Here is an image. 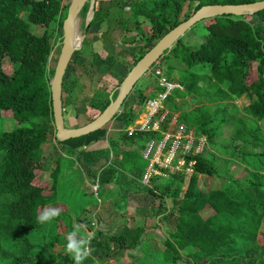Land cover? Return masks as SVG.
Here are the masks:
<instances>
[{
    "label": "trees",
    "instance_id": "obj_1",
    "mask_svg": "<svg viewBox=\"0 0 264 264\" xmlns=\"http://www.w3.org/2000/svg\"><path fill=\"white\" fill-rule=\"evenodd\" d=\"M254 1L96 0L95 14L87 33L96 23H108L105 34L121 30L125 39L133 28L136 36L131 41L140 38L139 43L130 45L134 50L139 47L133 66L165 33L189 17L188 14L181 17L187 2L189 6L196 3L195 12L205 4ZM68 6L66 0H0V120L10 117L18 124L12 129H0V264L73 262L67 252H59L57 256L53 246L72 228L62 232L55 225L46 228L47 222L41 224L36 220L45 208L60 209L54 200L61 166L56 159L50 173L52 181L44 179L49 164L44 156L46 149L53 147L58 152L59 146H67L85 165L98 164L100 167L91 171V175L100 184H110L116 178L117 168L111 165L109 158L111 149H87L106 136V126L63 142L56 138L50 86L55 67H49L48 60L56 43L62 39ZM126 7H129V15ZM88 9L89 2L81 15L85 17ZM113 10L119 12L117 19L110 18ZM249 17L258 19L259 23H252ZM143 23L149 24L148 32ZM198 24L207 30L204 42L194 47L185 43L182 36L164 52L159 64L153 65L167 63L165 72L171 79L178 65L182 66L178 68V81L184 88L176 89L166 100L169 114L160 129L138 130L131 135L126 131L139 117L140 108L147 99L162 90L156 80L146 88H134L139 109L135 108L134 101H129L130 93L122 111L114 116L113 120L122 122L125 128L123 140L146 143L163 138L167 131L176 133L184 124L187 131L194 130L196 138L204 136L208 143L214 144L223 123L229 122L227 103L243 96L249 98L243 107L245 112L259 120L264 117V9L254 15L223 14L207 18L191 29ZM32 25L44 31L37 34ZM85 44H89L86 38L80 52L86 50ZM91 56L90 67L97 70L102 67L111 70L118 61L114 54L104 56L93 50ZM77 60L78 57L71 59V70L63 78L64 115L65 107L74 101L75 92L84 87L80 77L93 78L89 65L77 64ZM111 92L101 86L84 97L87 106L83 115L89 122L110 103ZM116 95L117 90L113 96ZM203 101L206 103L194 106V102L202 104ZM186 106L190 109H185ZM175 113H178L177 121L171 125ZM257 130L239 121L233 138L240 139L244 148L245 143H254L247 134L253 135ZM184 158L185 166L180 170L161 167L165 176L154 175L150 183L144 184L145 194L152 197V201L148 203L147 212L139 209L141 218L135 225L104 231L85 222L92 231L88 245L90 256L109 260L128 253L133 259L141 256L131 251L141 249L144 254L138 259L141 264H264V183L256 175L257 179L250 186L233 180L234 188L204 189L200 175H220L216 164L202 152H192ZM193 160L195 164L188 172ZM160 178L165 182L159 183ZM167 198L172 201L170 209L162 203ZM157 200H160L158 205L155 204ZM206 209L211 210L208 216L204 215ZM147 217H158L165 226V236L157 248L145 244L149 229L145 223ZM46 229L51 235L48 244L41 239L38 243V233Z\"/></svg>",
    "mask_w": 264,
    "mask_h": 264
},
{
    "label": "rangeland",
    "instance_id": "obj_2",
    "mask_svg": "<svg viewBox=\"0 0 264 264\" xmlns=\"http://www.w3.org/2000/svg\"><path fill=\"white\" fill-rule=\"evenodd\" d=\"M70 1L71 0H66V3L69 4ZM195 4L196 3H192V6H189L187 2L184 5L181 17L183 18L184 14H188L189 16L193 14V7ZM125 11L126 14L129 15V7H126ZM118 17L119 12L114 13L113 10L110 18L117 19ZM248 19L252 23H259L258 19H251L250 17ZM84 20L85 17L81 15L79 18L81 34L84 33ZM130 25L132 26L133 24ZM107 28L108 23H96L92 25L86 35V39L89 40L88 46H86V44L84 46L86 50L84 52H80L81 50L77 51L72 58V60H74L78 57L77 64L89 65L90 74L93 75V78H89L87 75H82L80 77V82L83 83L84 87L78 88L74 95V101L65 107V122L68 127H79L89 122L83 115L87 106L84 97L91 95L101 86H106L110 91L117 90L121 81L131 69L134 59L138 56L139 47L137 50H134L130 46L140 41L139 37L137 38L138 41H131L134 39V36H136L133 28L128 31L125 39L122 38L124 33L121 30H115L110 35H108L109 33L105 34ZM143 28L146 32L150 30L148 23H143ZM32 29L37 34H41L44 31L43 28L34 25H32ZM206 34L207 30L204 29V26L198 24L194 29H191L184 35L183 40L189 45L198 47L199 44L206 40ZM60 50L61 43L56 47L55 54L50 63L51 67L56 66ZM91 50L104 56L108 53L114 54L118 61L111 70H108L106 67H102L100 70L92 68L90 67L92 61ZM159 62L160 60L157 64H159ZM165 64L161 63L159 67L163 70L164 75L168 77L165 72ZM178 68L182 69V66L178 65L177 69L173 72L172 76L175 80H178L180 75V69ZM69 70H71V67H68L67 72ZM151 74L153 73L150 70L137 82L135 87L146 88L151 81L158 80L155 74ZM201 84H204V81H202ZM156 95L157 92L155 93V96ZM64 96H66V93ZM137 100L138 95L134 93L133 89L129 101H134L133 104L135 108L139 109ZM248 102L249 98L246 96L228 102L226 105V118L229 122L223 123L221 133L214 138V144L207 142L202 149L199 148L200 152L209 157L213 163L216 164L220 173V175L217 174L215 176L200 175V184L204 189H214L217 187L234 188L235 183L232 182L233 180H236L238 184L250 186V183L257 179L256 175L260 178L261 182L264 183V117L260 120L252 116L250 117L243 108ZM205 103L206 101H203L202 104L194 102V106H201ZM164 104L165 110H168L166 103ZM209 106L212 105L209 104ZM185 109H190V107L186 106ZM147 114L148 109L144 104L140 108L139 117L135 121H142L146 118ZM177 115L178 113H175L173 116L171 125L175 124ZM239 121L245 122L247 125H252L253 128H258L253 135L251 133L247 134V138L250 139V141H254V143H245L244 148L242 147L243 142L240 139L233 138L234 129ZM16 126H18V124L13 118L9 117L0 120V129H12ZM241 126L243 127V125ZM106 127L108 128V132L106 136L101 139L103 141L99 144L106 148H98L111 149L109 156L110 163L117 168L115 178L117 181L114 183L100 184L91 175V171L96 170L100 166L98 164L94 166L85 165L79 160V155L67 146H59L57 149L58 152L54 151L53 147L46 149L44 152V156L49 160L48 169L44 173V179L49 182L52 181L50 173L55 166L56 159L59 160L61 166L58 192L54 200L56 207H60L59 219L54 218L47 222L44 227L49 228L55 225L61 228L62 232H67L66 230L68 228H72L71 231L65 233L63 237L57 240L58 242L53 245L57 256H59V252H66V237L74 230L75 225L80 226L78 236L85 238L92 234V231H90L91 229L87 227L85 222L93 223L96 229L100 228L104 231H109V229L113 231L115 229L118 231L121 230L123 226L128 224L135 225L138 219L140 220L141 216L134 211L136 209L135 206L138 205L141 209H145L147 208V204L152 201V197H148L145 195V192H143L146 189V185H144L142 181V176L149 165V160L145 158L143 154L146 144L144 145L141 141L137 140H128L131 144L128 145L129 148L125 146L122 138L125 128H123L122 122L112 120ZM186 134L187 138H192L194 136V130ZM87 149L94 148L87 147ZM158 181L159 183L165 182L163 178H160ZM97 184L100 189L95 191L94 186ZM262 189L264 190V185ZM159 203L160 200L155 201L156 205ZM162 203L168 209L172 207V201L169 198L164 199ZM210 213L211 210L206 209L204 215L208 216ZM145 223L149 228L147 231L148 234L145 236L146 239H144L145 242H147L145 244L152 248H157V245H159V242L162 243L161 241H163V237L165 236L164 223L158 217L146 218ZM50 236L48 229L42 230L38 233L37 242L39 243V239H41L43 243L48 244ZM51 247L52 245L50 243L48 248L50 249ZM131 253L138 254L142 258L144 257L140 249L131 251ZM141 257L139 258L141 259ZM139 258L134 256L132 259L128 253H124L121 257L109 260L105 257L89 256L82 264H141L138 261ZM69 264H74V261Z\"/></svg>",
    "mask_w": 264,
    "mask_h": 264
},
{
    "label": "water",
    "instance_id": "obj_3",
    "mask_svg": "<svg viewBox=\"0 0 264 264\" xmlns=\"http://www.w3.org/2000/svg\"><path fill=\"white\" fill-rule=\"evenodd\" d=\"M87 2H89V9L84 20V33L81 35L80 39H78V22L81 17L82 9ZM95 7L96 0L70 1L66 18L63 22L62 39L56 43L49 56L48 66L51 67L50 63L55 54L56 47L61 43V50L55 66L54 75L50 81L56 138L58 141L63 142L67 139L79 137L104 128L113 120L116 114L122 111L125 99L133 91L137 82L162 58L164 52L172 48L173 45L195 24L204 19L223 14L254 15L258 11L264 9V0H256L248 3H212L202 5L187 19L165 33L156 44L131 67L127 75L121 81L117 89L116 97L113 96L116 90H113L110 94V103L96 118L79 127H68L65 122L63 109V78L67 73L69 63L74 54L83 46V42L87 35V28L95 14Z\"/></svg>",
    "mask_w": 264,
    "mask_h": 264
},
{
    "label": "built area",
    "instance_id": "obj_4",
    "mask_svg": "<svg viewBox=\"0 0 264 264\" xmlns=\"http://www.w3.org/2000/svg\"><path fill=\"white\" fill-rule=\"evenodd\" d=\"M151 71L158 77V83L162 90L156 96L147 99L145 106L148 109V114L142 121H135L133 125L126 128L129 135L138 130H159L162 122L169 114V111L165 110L164 103L176 89L184 88L180 81L170 79L164 75L163 70L159 66L151 68ZM190 131H187L186 126L182 124L176 133L167 131L163 138L151 139L146 142L143 154L149 160V165L142 176L144 184L150 183L154 175L165 176V172L161 167H168L172 171L180 170L185 166V155L192 152H200L199 148L202 149L206 145L207 140L204 136L196 138L195 134L192 138H187L186 133ZM194 164V160L189 163L188 171H192ZM94 190H99L98 184L94 186Z\"/></svg>",
    "mask_w": 264,
    "mask_h": 264
},
{
    "label": "clouds",
    "instance_id": "obj_5",
    "mask_svg": "<svg viewBox=\"0 0 264 264\" xmlns=\"http://www.w3.org/2000/svg\"><path fill=\"white\" fill-rule=\"evenodd\" d=\"M60 215V209L45 208L37 217L38 223L44 224L53 220ZM80 226L75 225L74 230L66 237V252L73 259L74 264H82V262L91 255V249L88 246L91 236L79 237Z\"/></svg>",
    "mask_w": 264,
    "mask_h": 264
},
{
    "label": "crops",
    "instance_id": "obj_6",
    "mask_svg": "<svg viewBox=\"0 0 264 264\" xmlns=\"http://www.w3.org/2000/svg\"><path fill=\"white\" fill-rule=\"evenodd\" d=\"M103 140H101V141H97V142H94L93 144H91L89 147H91V148H94V149H102V148H98V147H103L102 145H99L101 142H102ZM144 145L146 144L145 142H142ZM123 144H125V146H127L128 147V145L129 144H131V143H129L128 142V140H123ZM99 145V146H98ZM103 148H106V147H103ZM129 148V147H128ZM144 148V147H143ZM115 181H117V179H114V181L112 182V183H114ZM143 192H145V190L143 191ZM142 192V193H143ZM146 193V192H145ZM146 195V194H145ZM136 207V209L134 210V211H136L137 213H138V211H139V209H141L140 207H138V205L137 206H135ZM147 208H143V209H141L142 211H148L149 210V206H148V204H147V206H146ZM148 219L150 218V217H147ZM139 222V219H138V221H137V223ZM140 252H142L141 251V249H140Z\"/></svg>",
    "mask_w": 264,
    "mask_h": 264
},
{
    "label": "bare ground",
    "instance_id": "obj_7",
    "mask_svg": "<svg viewBox=\"0 0 264 264\" xmlns=\"http://www.w3.org/2000/svg\"><path fill=\"white\" fill-rule=\"evenodd\" d=\"M81 31H80V21L78 22V33H77V38L80 39L81 37Z\"/></svg>",
    "mask_w": 264,
    "mask_h": 264
}]
</instances>
